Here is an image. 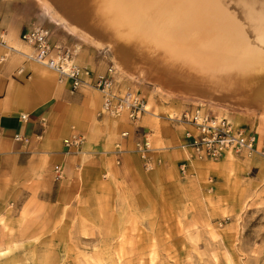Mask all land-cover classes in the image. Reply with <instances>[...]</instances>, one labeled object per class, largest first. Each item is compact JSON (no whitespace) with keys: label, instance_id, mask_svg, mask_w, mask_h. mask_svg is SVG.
I'll use <instances>...</instances> for the list:
<instances>
[{"label":"rangeland","instance_id":"374dc122","mask_svg":"<svg viewBox=\"0 0 264 264\" xmlns=\"http://www.w3.org/2000/svg\"><path fill=\"white\" fill-rule=\"evenodd\" d=\"M4 14L16 26L48 29L51 43L69 48L75 64L89 72H83L81 87L98 92L97 116L130 127L118 130L107 176L100 173L94 185L83 179L82 186L75 185V197L63 204L31 202L24 186L21 194L0 191V264H264V154L230 151L216 160L200 157L187 144L185 132L193 128L181 118L185 109L198 106L209 116L230 120L234 128L254 132L260 149L264 97L252 93L219 101L179 93L148 81L140 71L128 74L114 62L108 44L96 45L99 39L81 26L80 17L75 22L64 17L50 0H0V20ZM82 48L104 62V71L77 62ZM111 65L114 91L145 101L147 111L136 121L125 113H100L94 78ZM153 104L170 109L159 113ZM148 112L171 121L180 141L153 148L139 123ZM130 152L138 159L121 168L122 156ZM92 174L87 172L89 180Z\"/></svg>","mask_w":264,"mask_h":264},{"label":"crops","instance_id":"0c3cea01","mask_svg":"<svg viewBox=\"0 0 264 264\" xmlns=\"http://www.w3.org/2000/svg\"><path fill=\"white\" fill-rule=\"evenodd\" d=\"M1 17L0 191L21 194L24 186L31 202L63 204L75 197V185L82 186L83 179L94 185L100 173L107 176L108 169L112 170L114 142L119 141L118 130L130 126L97 116L98 92L81 86L72 90L69 81L59 80L49 69L27 60L24 54L30 48L21 40L27 29L16 26L5 14ZM76 59L96 72L105 69L104 62L87 48L80 49ZM154 108L159 113L170 109L153 104ZM139 123L152 137L153 148H169L181 139L163 115L155 117L148 112ZM74 137L81 140L77 146L63 143ZM123 145L130 148L126 142ZM122 158L121 168L138 159L133 152ZM91 165L97 167L91 169ZM90 170L89 180L86 175Z\"/></svg>","mask_w":264,"mask_h":264},{"label":"bare ground","instance_id":"6f19581e","mask_svg":"<svg viewBox=\"0 0 264 264\" xmlns=\"http://www.w3.org/2000/svg\"><path fill=\"white\" fill-rule=\"evenodd\" d=\"M50 2L73 22L80 17L128 74L140 71L148 81L219 101L264 97V0Z\"/></svg>","mask_w":264,"mask_h":264},{"label":"built area","instance_id":"2783aa9c","mask_svg":"<svg viewBox=\"0 0 264 264\" xmlns=\"http://www.w3.org/2000/svg\"><path fill=\"white\" fill-rule=\"evenodd\" d=\"M21 40L30 48L26 54L27 60L53 69L59 79L70 78L72 90L86 83L82 78L83 72L87 74L89 72L75 64L73 53L69 48L51 43L49 30L45 27L35 25L27 29L21 35ZM115 71L114 66L111 65L107 68L106 73L99 74L94 78L93 86L101 92L102 111L100 113L115 115L125 113L131 121H136L147 111L145 101L130 92L126 94L115 92ZM129 95L131 98H127ZM181 118L193 128V131L186 130L185 132L188 139L187 144L200 157L216 160L229 151L264 154V142L259 149L257 136L254 132L234 128L226 119L209 116L198 106L185 109ZM125 135L126 132H123L122 136ZM80 141L79 138L74 137L64 140L63 143L67 147L77 146Z\"/></svg>","mask_w":264,"mask_h":264}]
</instances>
